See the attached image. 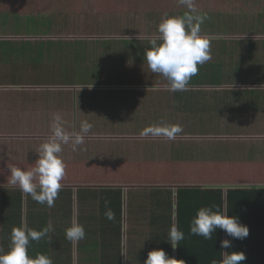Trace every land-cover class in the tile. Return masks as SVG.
<instances>
[{
    "label": "crops",
    "instance_id": "crops-1",
    "mask_svg": "<svg viewBox=\"0 0 264 264\" xmlns=\"http://www.w3.org/2000/svg\"><path fill=\"white\" fill-rule=\"evenodd\" d=\"M195 4L208 16L200 28L210 59L177 93L150 70L143 51L163 13L187 11L178 0H0V181L11 179V166L34 167L54 113L69 132L82 120L93 125L76 150L63 145L66 174L54 205L23 193L21 221L30 211L32 223L68 227L75 217L86 232L80 242L91 247L84 253L124 263L147 255L153 240L167 242L172 225L184 232L186 250L202 246L196 257H215V239L189 232L202 206L226 208L249 230H261L264 0ZM204 103L211 116H222V141L202 134L215 126L201 122ZM186 110L195 111V123H181ZM160 122L183 131L171 140L140 135ZM17 190L0 185V223L21 222Z\"/></svg>",
    "mask_w": 264,
    "mask_h": 264
},
{
    "label": "clouds",
    "instance_id": "clouds-1",
    "mask_svg": "<svg viewBox=\"0 0 264 264\" xmlns=\"http://www.w3.org/2000/svg\"><path fill=\"white\" fill-rule=\"evenodd\" d=\"M187 9L183 15L163 13L157 25V35L148 38V46L144 48V59L153 73L162 75L168 81V90L185 91L189 81L198 73V65L210 59V41L201 35L200 26L208 19L207 13H200L195 0H178ZM65 121L59 113H54L50 123L51 136L37 150L34 167L21 169L16 166L9 168L11 183L30 195L41 205L52 207L65 176L66 165L60 157L63 145L71 144L73 150L84 144L86 136L93 125L87 120L80 121L79 131H67ZM183 131L178 124L156 123L145 127L142 137H166L174 139ZM108 219H113L111 210L106 212ZM49 222L41 230L29 228L26 224L13 227L8 250L0 248V264H52L50 257L37 253L35 257L28 255L31 241H40L54 232ZM217 230H222L226 237L219 241L220 258H213L211 264H241L246 259L242 251L232 249V240H243L249 234L246 225L235 215L229 216L228 209L218 205L202 206L189 225L191 235L212 240ZM86 232L82 224L73 217L69 227L65 229V239L74 244L85 239ZM184 239V232L178 225H172L167 233V242L173 249ZM179 260L170 257L162 248H155L147 253L144 264H178Z\"/></svg>",
    "mask_w": 264,
    "mask_h": 264
},
{
    "label": "trees",
    "instance_id": "trees-1",
    "mask_svg": "<svg viewBox=\"0 0 264 264\" xmlns=\"http://www.w3.org/2000/svg\"><path fill=\"white\" fill-rule=\"evenodd\" d=\"M182 91H177V93ZM201 113L200 119L201 122L205 121L206 125L210 126L214 123V127L208 133H202L203 135H210L214 138L216 142L222 141V137L224 136V130H222V126L220 124L219 118L222 119V116H211L209 113V108L206 103H204L203 108L200 107L197 109ZM192 122L195 123V111L190 112L188 110L185 111V115L183 116L182 122L184 125L190 124ZM212 134V135H211ZM215 141H207V142H215ZM206 142V143H207ZM221 146H218L216 149V154L221 150H218ZM215 155V154H214ZM217 156V155H216ZM89 187V186H88ZM108 187V186H106ZM104 187V188H106ZM85 188V186H83ZM120 192V190H119ZM17 202H14V209L16 211V217L21 221V216H23L22 212V204H23V192L21 190L16 191ZM30 212V211H29ZM27 212L25 217H22V223H0V248H3L5 251L8 250V246L10 243V235L13 227H20L22 224H26L29 228L34 230H41L48 223H32L30 218V213ZM15 214V213H14ZM24 219V220H23ZM64 224L63 228H60V225ZM112 223H107V225ZM117 224V223H114ZM250 224V223H244ZM254 224V223H252ZM251 224V225H252ZM261 230L256 232V230H249V234L243 240L234 239L232 240L233 247L229 249V251H242L246 259L241 262V264H264V223H256ZM55 230L54 232L49 233V235L40 241H31L28 246V255L31 257H35L37 253L45 254L50 257L52 260V264H123L124 262L120 260L119 256L103 254V253H84L83 250L87 251V248H91L88 244L84 242L73 243L65 239V229L67 228V223H52ZM99 225L94 226L98 228ZM263 226V227H262ZM69 227V226H68ZM59 229L58 232L57 229ZM60 233V234H59ZM222 230H217L214 234L213 239L216 240V244H210V251L215 253L216 259L220 258V247L219 241L222 238ZM92 238H94V234H90ZM231 239L230 237H227ZM186 240L183 239L179 242V245L173 251L170 243H157L155 240H151L152 243L149 245L150 250L155 248H162L168 256L173 257L179 260L178 264H211V260L213 258L204 255L202 258L196 257L195 254H198L201 247H194L193 250H186ZM106 246V243H104ZM87 247V248H86ZM205 247V246H204ZM149 250V251H150ZM149 251H146L147 253ZM132 256V255H131ZM136 258H127L126 263L124 264H144V261L147 255H135ZM144 256L143 258H137Z\"/></svg>",
    "mask_w": 264,
    "mask_h": 264
},
{
    "label": "rangeland",
    "instance_id": "rangeland-1",
    "mask_svg": "<svg viewBox=\"0 0 264 264\" xmlns=\"http://www.w3.org/2000/svg\"><path fill=\"white\" fill-rule=\"evenodd\" d=\"M83 94V93H82ZM81 95V94H80ZM15 166V165H14ZM126 166L127 165H121V167H119V169L120 168H126ZM116 167H118V166H116ZM112 171H113V168H112ZM66 173V172H65ZM105 178H110V176H108V175H105ZM110 179H112V178H110ZM10 184H12L11 183V179H8V180H3V181H0V185H10ZM13 185V184H12Z\"/></svg>",
    "mask_w": 264,
    "mask_h": 264
}]
</instances>
